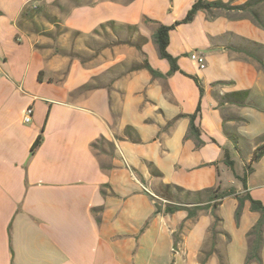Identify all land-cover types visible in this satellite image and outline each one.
Listing matches in <instances>:
<instances>
[{
  "label": "crops",
  "instance_id": "obj_1",
  "mask_svg": "<svg viewBox=\"0 0 264 264\" xmlns=\"http://www.w3.org/2000/svg\"><path fill=\"white\" fill-rule=\"evenodd\" d=\"M195 1L0 0V264H244L259 213L245 201L236 222L237 197L264 205V3L176 25L168 74L154 31Z\"/></svg>",
  "mask_w": 264,
  "mask_h": 264
},
{
  "label": "trees",
  "instance_id": "obj_2",
  "mask_svg": "<svg viewBox=\"0 0 264 264\" xmlns=\"http://www.w3.org/2000/svg\"><path fill=\"white\" fill-rule=\"evenodd\" d=\"M264 0H246L242 4L239 5H232L231 2H223L221 0H216V1H208V0H196L190 9L187 11L186 15L184 18H182L180 21L175 22V24L171 26H165V25H158L154 31L153 37L154 41L156 43L157 49L159 56L165 60L170 65V69L168 74H171L173 72H176L179 70V67L177 65L176 58L171 56L168 53L167 47L169 43V32L176 26L182 23H188L192 21L194 18L195 14L198 11H211V9H223V10H235V11H241V12H250L252 8L263 4ZM106 25H112L111 23H108ZM148 69L153 73L156 74L157 72L151 69L147 65ZM196 83L199 85V80L196 77L191 76ZM200 92L202 93V89L200 87ZM247 92L246 91H240V92H231L226 94L225 99L226 100H232V101H241L242 98L246 97ZM199 109L196 110V112L192 115L189 116L190 118V126L188 130V136H193L194 138L198 139L200 131L199 128L194 124L195 118L197 116ZM42 137L39 136L36 141L34 142L31 151L33 152L36 147L40 144ZM264 155V145H261L257 147L252 155V161H257L259 160L262 156ZM223 162L233 171L234 170V162L230 159L229 154L227 151H224V158ZM251 167L247 166L246 171L242 176H239L234 173L235 177L238 178L242 184L244 185L246 182V178L248 173L251 171ZM154 175H160V172L158 171H153ZM234 191L228 190V191H223L221 193L217 192L216 190L213 191L212 197L214 199L221 198L227 195H230ZM164 193L165 196L168 198H178L177 196L179 194H184L185 197L190 194V192L184 190L183 188L176 186V185H170L166 184L164 185ZM238 200V205L235 210V221H239L240 213L242 210L243 203L245 201H248L250 204V209L252 211L258 212L259 213V218L255 222V224L250 228V230L246 234L247 238V243H248V250L245 256L244 264H250L252 262L257 263V264H262V259L260 256V251L263 245V232H264V205L257 200H254L253 198L250 197V195L245 194L242 196L237 197ZM178 207L176 206H170L168 205L166 208L167 212H173L175 209ZM215 217V221L219 220L217 216Z\"/></svg>",
  "mask_w": 264,
  "mask_h": 264
},
{
  "label": "built area",
  "instance_id": "obj_3",
  "mask_svg": "<svg viewBox=\"0 0 264 264\" xmlns=\"http://www.w3.org/2000/svg\"><path fill=\"white\" fill-rule=\"evenodd\" d=\"M190 57H191L193 60H195V61L199 64V67H200V68H203V67H204V65H205V61H204V57H203V56H201V55H199V54L193 52V53L190 54ZM30 117H31V108H28V109L26 110V112H25V115H24V117H23V120H24L25 122H29V121H30ZM144 189H145V188H144ZM145 190H146V189H145ZM154 198L159 200V198H156V197H154ZM162 202H164V200H162Z\"/></svg>",
  "mask_w": 264,
  "mask_h": 264
},
{
  "label": "water",
  "instance_id": "obj_4",
  "mask_svg": "<svg viewBox=\"0 0 264 264\" xmlns=\"http://www.w3.org/2000/svg\"><path fill=\"white\" fill-rule=\"evenodd\" d=\"M152 203H153V206H154V208H155V212H156V213H159V212L161 211V207H162L161 202H159L158 200L154 199V200L152 201Z\"/></svg>",
  "mask_w": 264,
  "mask_h": 264
},
{
  "label": "rangeland",
  "instance_id": "obj_5",
  "mask_svg": "<svg viewBox=\"0 0 264 264\" xmlns=\"http://www.w3.org/2000/svg\"><path fill=\"white\" fill-rule=\"evenodd\" d=\"M180 198H186L184 195H181Z\"/></svg>",
  "mask_w": 264,
  "mask_h": 264
}]
</instances>
